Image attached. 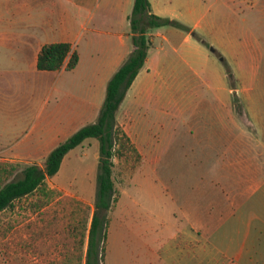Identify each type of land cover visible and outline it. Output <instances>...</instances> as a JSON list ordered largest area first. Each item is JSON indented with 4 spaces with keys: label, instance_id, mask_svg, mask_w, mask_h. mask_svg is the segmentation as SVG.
Listing matches in <instances>:
<instances>
[{
    "label": "rangeland",
    "instance_id": "1",
    "mask_svg": "<svg viewBox=\"0 0 264 264\" xmlns=\"http://www.w3.org/2000/svg\"><path fill=\"white\" fill-rule=\"evenodd\" d=\"M107 1L98 0L97 8L94 2L87 12L85 6L74 26L86 22L92 10L90 27L104 33L122 27V33L128 30L131 35L124 19L131 7L119 0L122 8L114 12ZM230 8L237 10L238 4L232 0L157 2V16L175 20L190 31H177L171 37L181 43L177 48L154 38L149 72L140 71L116 112L119 128L130 139L149 138L155 150L144 159L131 152L113 159L117 202L99 214L108 220L104 264H231L206 241L207 228L222 216L208 207L216 195L199 185L200 174H205L210 162L200 167L199 154L186 152L190 147L199 150L198 142L211 136L264 139V12L259 16L236 11L234 16ZM167 28L152 33H165ZM185 34H190L188 40ZM85 46L86 34L80 52ZM197 107L203 111L196 112ZM4 146L0 144V183L9 175V180L18 178L25 165L42 167L49 154L8 159ZM98 173V142L86 140L68 152L59 172L46 179L42 190L1 212L0 264H84ZM191 207L204 212L192 219L205 224L201 230L193 229L190 217L185 218ZM185 232L202 235L200 251L191 249L190 240L181 239Z\"/></svg>",
    "mask_w": 264,
    "mask_h": 264
},
{
    "label": "crops",
    "instance_id": "2",
    "mask_svg": "<svg viewBox=\"0 0 264 264\" xmlns=\"http://www.w3.org/2000/svg\"><path fill=\"white\" fill-rule=\"evenodd\" d=\"M125 1L132 9L134 0ZM94 2L97 8L98 0H0V144L6 145L1 149L8 154V159H30L42 152L48 154L78 128L89 121L96 122L107 83L131 54L133 46L128 30L122 33V27L116 33L90 27L92 10L86 14V22L74 26L77 14L85 6L87 12ZM157 2L149 0L155 15H158ZM234 2L238 8H230L231 15L242 11L261 16L264 12L261 0H232ZM106 6L113 11L119 10L122 2L109 0ZM131 11L124 17L128 27ZM177 31L168 27L165 33H151L152 45L154 38L159 37L172 47H179L181 43L171 39ZM85 34L86 46L80 52ZM189 37L190 34H185L183 38L188 40ZM57 43L70 45L71 52L78 56L76 67L65 70L69 54L60 70H38L37 57L42 47ZM150 49L141 69L146 73L149 72ZM197 108L200 109L196 112L203 111ZM178 110L182 111L181 107L178 106ZM231 124L235 125L234 120ZM130 141L143 159L155 150L149 138ZM198 144L199 150L190 147L186 152L192 156L199 154L200 167L204 161L210 162L207 174H200L199 185L216 195L208 207L222 215L207 228L208 245L231 264H264V139L258 141L243 135L224 140L211 136ZM220 144L223 145L221 149ZM201 195H204L203 190ZM195 209L191 207L190 214L185 215V218L190 217V225L193 218L204 213ZM193 225L195 230L206 227L202 222ZM181 239L190 240L191 249L192 246L194 250L202 249V235L198 232H185ZM184 253L186 256V251Z\"/></svg>",
    "mask_w": 264,
    "mask_h": 264
},
{
    "label": "trees",
    "instance_id": "3",
    "mask_svg": "<svg viewBox=\"0 0 264 264\" xmlns=\"http://www.w3.org/2000/svg\"><path fill=\"white\" fill-rule=\"evenodd\" d=\"M133 50L126 61L113 74L106 86L105 99L95 123L83 126L64 142L53 148L44 160L42 167L25 165L16 179L0 183V213L14 207L22 198L42 190L46 179L53 178L60 170L64 157L71 150L81 147L86 140L98 142L97 194L95 212L90 223L87 250L84 264H104L105 239L107 238L108 220L101 219L102 211H109L117 202L113 182V159L122 158L125 153L138 155L130 138L119 128L116 112L124 97L143 68L148 51L152 47L150 34L159 28L170 27L189 33L188 27L152 13L149 0H134L132 12L128 17ZM69 60L65 70H73L78 63V56L71 52L67 43L50 44L40 50L36 67L40 71H58L67 56ZM117 145V148L115 146Z\"/></svg>",
    "mask_w": 264,
    "mask_h": 264
},
{
    "label": "water",
    "instance_id": "4",
    "mask_svg": "<svg viewBox=\"0 0 264 264\" xmlns=\"http://www.w3.org/2000/svg\"><path fill=\"white\" fill-rule=\"evenodd\" d=\"M231 77V76H230Z\"/></svg>",
    "mask_w": 264,
    "mask_h": 264
}]
</instances>
